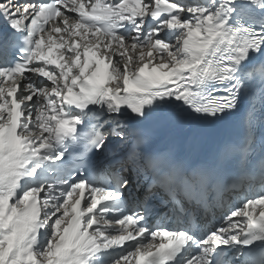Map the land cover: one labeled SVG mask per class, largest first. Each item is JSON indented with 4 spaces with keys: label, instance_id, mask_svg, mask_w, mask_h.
I'll return each mask as SVG.
<instances>
[{
    "label": "snow or ice",
    "instance_id": "6c2138e0",
    "mask_svg": "<svg viewBox=\"0 0 264 264\" xmlns=\"http://www.w3.org/2000/svg\"><path fill=\"white\" fill-rule=\"evenodd\" d=\"M257 144L264 0H0V264H264Z\"/></svg>",
    "mask_w": 264,
    "mask_h": 264
},
{
    "label": "bare ground",
    "instance_id": "6f19581e",
    "mask_svg": "<svg viewBox=\"0 0 264 264\" xmlns=\"http://www.w3.org/2000/svg\"><path fill=\"white\" fill-rule=\"evenodd\" d=\"M169 139V137L167 138V140ZM254 183H256L259 187H260V185H259V183L258 182H254ZM245 188V187H244ZM244 188L241 190V191H243L244 190ZM234 195H237V192L236 193H234Z\"/></svg>",
    "mask_w": 264,
    "mask_h": 264
}]
</instances>
